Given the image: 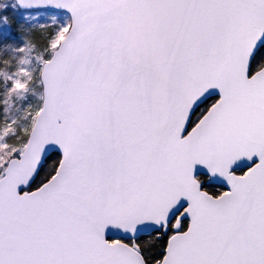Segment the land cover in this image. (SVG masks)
Instances as JSON below:
<instances>
[{"label": "snow or ice", "instance_id": "6c2138e0", "mask_svg": "<svg viewBox=\"0 0 264 264\" xmlns=\"http://www.w3.org/2000/svg\"><path fill=\"white\" fill-rule=\"evenodd\" d=\"M9 43L0 264H264V0H9Z\"/></svg>", "mask_w": 264, "mask_h": 264}, {"label": "trees", "instance_id": "16d2710c", "mask_svg": "<svg viewBox=\"0 0 264 264\" xmlns=\"http://www.w3.org/2000/svg\"><path fill=\"white\" fill-rule=\"evenodd\" d=\"M0 3L7 4L9 3V0H0ZM44 22H45V18L43 19V21L39 23L29 22V21H24L23 23L26 28H31L34 25H38ZM16 47H17V44L15 43L0 45V61L8 60L13 65H17L20 62L21 56L15 51ZM24 104H25V101L23 100H14L9 108L10 118L18 119L22 115V108ZM0 115H3V113L0 112Z\"/></svg>", "mask_w": 264, "mask_h": 264}, {"label": "rangeland", "instance_id": "374dc122", "mask_svg": "<svg viewBox=\"0 0 264 264\" xmlns=\"http://www.w3.org/2000/svg\"><path fill=\"white\" fill-rule=\"evenodd\" d=\"M43 19H44V17H40L39 19H37V18H32V19H29V20H27V21H29V22H35V23H39V22L43 21Z\"/></svg>", "mask_w": 264, "mask_h": 264}]
</instances>
